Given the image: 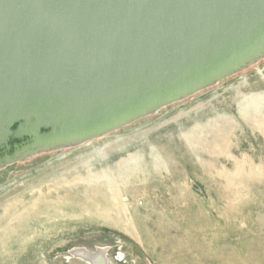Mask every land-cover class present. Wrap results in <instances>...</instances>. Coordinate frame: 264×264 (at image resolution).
<instances>
[{
	"label": "rangeland",
	"instance_id": "obj_1",
	"mask_svg": "<svg viewBox=\"0 0 264 264\" xmlns=\"http://www.w3.org/2000/svg\"><path fill=\"white\" fill-rule=\"evenodd\" d=\"M264 264V57L102 137L0 170V264Z\"/></svg>",
	"mask_w": 264,
	"mask_h": 264
},
{
	"label": "water",
	"instance_id": "obj_2",
	"mask_svg": "<svg viewBox=\"0 0 264 264\" xmlns=\"http://www.w3.org/2000/svg\"><path fill=\"white\" fill-rule=\"evenodd\" d=\"M264 57V0H0V170Z\"/></svg>",
	"mask_w": 264,
	"mask_h": 264
},
{
	"label": "bare ground",
	"instance_id": "obj_3",
	"mask_svg": "<svg viewBox=\"0 0 264 264\" xmlns=\"http://www.w3.org/2000/svg\"><path fill=\"white\" fill-rule=\"evenodd\" d=\"M159 110L155 111L154 113L158 112ZM100 137H102V136H100ZM89 141H91V140L85 141L83 143H86V142H89ZM80 144H82V143H80ZM77 145H79V144H77ZM73 256L76 259H80V260L86 262V264H109L108 256H107V253H106V248H102V247H99L94 252H90L89 250H87L85 248H76L74 250V252H73Z\"/></svg>",
	"mask_w": 264,
	"mask_h": 264
}]
</instances>
